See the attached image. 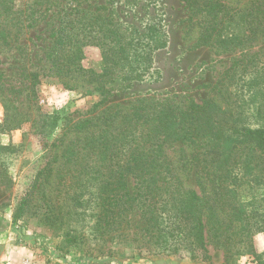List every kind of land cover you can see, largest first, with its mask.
Segmentation results:
<instances>
[{"label":"rangeland","instance_id":"rangeland-1","mask_svg":"<svg viewBox=\"0 0 264 264\" xmlns=\"http://www.w3.org/2000/svg\"><path fill=\"white\" fill-rule=\"evenodd\" d=\"M5 1L15 11L10 17L15 27L6 42L0 40V77L18 84L24 77L22 71L25 68L39 71L37 84L26 85L18 94L17 103L33 118L57 115L59 119L45 139L32 129L31 122L19 129L0 131V162L11 178L9 183L0 182V264H115L114 261L144 264L148 258L158 255L194 260L193 246L187 238L174 242L168 237L157 240L143 230L142 214L138 209L130 213L129 204L121 212L123 219L119 229L102 238L91 237L86 241L68 237L57 204V198L65 196L61 190L63 183L59 184L60 174L68 168L64 151L71 140L84 133L76 128V124L87 118L104 119L117 111H121L119 115L122 116L149 101L167 100L177 112L186 109L191 100L200 102L208 98L220 103L213 86L224 71L245 54L264 49V30L251 32L259 20L264 22V0H197L200 7L193 6L189 0H53L43 17L36 20L23 16L31 11L33 0ZM215 4L223 5L220 17L223 16L224 34L235 33L247 39L230 47L198 45L204 30L200 20ZM20 13L21 18H15ZM94 14L109 17L129 48L126 58L111 66L106 63L100 47H83L84 55L78 61L84 69L101 73L108 68L100 78V84H96L103 85L105 93L94 88V83L83 76L60 78L53 69L54 61L48 57L62 17L85 22L95 17ZM30 23L32 26H28ZM21 25L23 27L18 28ZM150 38L154 46L150 68L135 78L131 73L134 49L139 42ZM60 53L63 55L56 57V62L74 67L71 53L67 50ZM248 76L251 75L237 78L230 86L237 94L239 104L245 107L235 115L236 123L239 126H263L264 117L254 112L259 96L251 104L243 103L251 98ZM26 81L30 84L29 79ZM63 81L76 87H68ZM105 96V102L95 106ZM157 108L158 103L154 109ZM3 116L4 108L0 102V121ZM8 145L10 148H3ZM191 150L186 143L173 142L168 149L173 167L186 186L199 193L205 188L213 198L212 182L198 173L189 161ZM234 174L242 177L240 186L233 193L240 202L241 212L244 207L252 214L254 211L251 210L256 208V220L261 219V215L264 216V181L259 183V179H255L256 170L248 168L237 169ZM127 184L129 188L133 185L130 176ZM76 190L80 191V188L76 186ZM44 193L47 199L43 198ZM82 197L87 199L89 196L84 194ZM20 198H26L27 205L22 217L15 222L13 214ZM227 211L234 212L231 207ZM235 226L232 224V228ZM252 243L255 252L237 254L238 247L227 253L222 244L209 239L203 261L209 264H264V223ZM105 257L108 258L106 262L93 260Z\"/></svg>","mask_w":264,"mask_h":264},{"label":"trees","instance_id":"trees-1","mask_svg":"<svg viewBox=\"0 0 264 264\" xmlns=\"http://www.w3.org/2000/svg\"><path fill=\"white\" fill-rule=\"evenodd\" d=\"M5 2L0 0V40L3 42H6L5 39L15 27L13 20H10L15 11ZM50 3L53 0H33L31 11L28 14L22 12L24 18L30 16L36 20L43 17ZM189 3L200 7L197 0H189ZM222 11L221 4H215L207 10L204 19L200 20L204 30L198 45L230 47L247 39L235 33L224 34L223 16L220 17ZM22 13L15 15V18L20 19ZM94 16L85 22L62 17L48 57L54 61L53 69H56V75L60 78L64 75L83 76L94 83V88L105 93V87L96 84H100V78L108 68L101 73L84 69L78 61L84 55L83 47H100L106 63L111 66L121 63L129 48L126 39L109 17L101 14ZM28 26H32V23ZM262 30L264 22L259 20L251 32L255 34ZM152 43V38L144 39L134 49L131 73L135 78L150 68L154 53ZM66 50L73 56L75 62L72 65L75 68L56 62V57L63 55L60 52ZM22 75L24 77L18 84L0 77V102L4 108L0 131L19 129L31 122L32 129L45 139L51 129L56 127L59 117L33 118L20 108L18 94L26 85L37 84L39 71L25 68ZM246 75H251L247 81L251 98L243 100V103L251 104L259 96L254 112L264 117L263 49L236 59L224 71L213 86L220 103L208 98L200 102L191 100L186 109L177 112L167 100L149 101L124 112L122 116L119 115L121 111H117L104 119L98 118L99 121L87 118L77 123L76 128L84 133L71 140L65 148L64 158L68 168L60 174L62 180H59V184L63 183L64 189L61 190L65 196L59 200L57 198L58 213L66 225L67 236L81 241L104 237L119 229L123 219L121 212L129 204L130 213L138 209L142 214L143 230L157 240L168 237L174 242L187 238L193 246V259H206L209 239L222 244L227 253L235 247H238L237 254L255 252L252 240L255 233L261 231L264 216L262 214L261 219L256 220V208L251 210L254 211L252 214L244 207L241 212L240 202L233 195L242 179L239 174H234L237 169L256 170L255 179H259V183L264 181V125L239 126L235 118L238 110L244 111L245 107L239 104L237 94L230 86L237 78L244 79ZM26 79H29L30 84ZM64 84L76 87L68 82ZM106 99L107 96L95 106ZM157 103L159 108L154 109ZM177 141L191 147L189 161L198 173L212 182L213 198L205 188L199 193L186 186L175 171L168 149ZM128 176L133 179L130 188ZM10 180L7 168L0 162V182L9 183ZM76 186L80 191L76 190ZM84 194L89 197L83 198ZM46 195L44 193L43 198L47 199ZM26 205V198H20L13 221L17 222L22 217ZM228 207L234 212H228ZM232 224L236 226L232 228ZM87 229L90 231L88 235ZM93 260L108 261L106 258Z\"/></svg>","mask_w":264,"mask_h":264},{"label":"water","instance_id":"water-1","mask_svg":"<svg viewBox=\"0 0 264 264\" xmlns=\"http://www.w3.org/2000/svg\"><path fill=\"white\" fill-rule=\"evenodd\" d=\"M108 259L107 257H105ZM115 264H139L134 261L124 262V261H114ZM144 264H209L207 262H204L201 259H194V260H182L177 258L174 255H158V256H152L147 259V261Z\"/></svg>","mask_w":264,"mask_h":264}]
</instances>
